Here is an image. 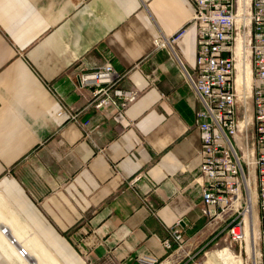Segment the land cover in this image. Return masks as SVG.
<instances>
[{"label":"crops","instance_id":"1","mask_svg":"<svg viewBox=\"0 0 264 264\" xmlns=\"http://www.w3.org/2000/svg\"><path fill=\"white\" fill-rule=\"evenodd\" d=\"M190 13L189 0H0V210L54 264L161 262L168 226L178 222L187 246L213 231L183 74L196 34L186 26L174 53L153 43ZM108 61L125 72L114 88L139 89L124 109L93 106L92 75L79 87L78 74ZM62 105L76 120L57 115ZM0 242V264H17Z\"/></svg>","mask_w":264,"mask_h":264},{"label":"built area","instance_id":"2","mask_svg":"<svg viewBox=\"0 0 264 264\" xmlns=\"http://www.w3.org/2000/svg\"><path fill=\"white\" fill-rule=\"evenodd\" d=\"M189 3L187 24L170 35L158 31L153 43L174 53L173 43L184 35L186 26L196 34L192 68L181 67L198 104L201 162L193 179L200 186V213L214 228L205 245L227 240L229 248L238 246L239 255L243 250L251 264H264V0ZM124 73L108 61L90 73L78 74V84L83 87L86 76L92 75L98 80L91 90L93 106L110 103L124 109L139 95L136 87L125 92L114 88ZM62 114L76 120L65 105L57 111ZM111 168L116 170L114 164ZM142 174L132 175L126 183L133 187ZM249 233L251 254L246 251ZM167 234L162 241L166 250L175 252L186 246L178 222L168 226ZM94 244L89 241L87 248ZM87 252L82 251L84 256ZM137 261L160 263L156 256L145 254Z\"/></svg>","mask_w":264,"mask_h":264},{"label":"bare ground","instance_id":"3","mask_svg":"<svg viewBox=\"0 0 264 264\" xmlns=\"http://www.w3.org/2000/svg\"><path fill=\"white\" fill-rule=\"evenodd\" d=\"M6 227L8 228L6 230ZM10 234L18 241H12ZM251 239V234H248V239ZM0 239L5 243L8 250V257L12 261H17V264H31L28 258L34 256L38 264H54L52 259L43 251H37L29 242V240L21 233V231L13 226V224L5 217L0 210ZM251 243L247 242L246 251L251 253ZM20 244V246H18ZM24 250V254H20V249ZM174 253V252H173ZM172 253V254H173ZM171 254V255H172ZM169 257V256H168ZM167 258V257H166ZM34 259V258H33ZM11 261V262H12ZM172 260L163 259L159 264H170ZM202 264H242V258L236 256L229 247L212 250L206 254V258Z\"/></svg>","mask_w":264,"mask_h":264},{"label":"rangeland","instance_id":"4","mask_svg":"<svg viewBox=\"0 0 264 264\" xmlns=\"http://www.w3.org/2000/svg\"><path fill=\"white\" fill-rule=\"evenodd\" d=\"M210 236H211V234L209 236H207L205 238V240H203L202 242H198L193 246H190V245L184 246L183 249H180L179 251H175L172 255H170L169 257H167L165 259L172 260L171 261L172 264H202L206 258V254L208 252H210L212 250L220 249V248L225 247V246L229 247L228 241L227 240L225 241L223 239L219 242L218 245L213 243V242L205 245L206 242H208ZM247 239H248V237H247ZM248 241L250 244L251 239L249 238ZM247 242H246V247H247ZM252 245L253 244L251 243V253H252ZM3 246L5 248L4 250H7L5 244ZM230 249L234 252V254L236 256H239L242 258V264H251L249 259L246 258V255H245L243 250H242L241 256L239 255L238 246L233 245L232 247H230ZM246 250H248V249L246 248ZM248 253L251 254L250 252H248ZM161 259H163V258H161ZM174 262H176V263H174Z\"/></svg>","mask_w":264,"mask_h":264},{"label":"trees","instance_id":"5","mask_svg":"<svg viewBox=\"0 0 264 264\" xmlns=\"http://www.w3.org/2000/svg\"><path fill=\"white\" fill-rule=\"evenodd\" d=\"M132 264H136V262H133Z\"/></svg>","mask_w":264,"mask_h":264}]
</instances>
